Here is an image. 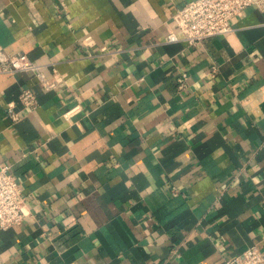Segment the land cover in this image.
<instances>
[{
  "label": "crops",
  "instance_id": "1",
  "mask_svg": "<svg viewBox=\"0 0 264 264\" xmlns=\"http://www.w3.org/2000/svg\"><path fill=\"white\" fill-rule=\"evenodd\" d=\"M188 1L0 0V47L56 83L0 72V167L30 208L0 228V264L264 252V10L195 45L168 41ZM26 87L35 108L19 100Z\"/></svg>",
  "mask_w": 264,
  "mask_h": 264
},
{
  "label": "built area",
  "instance_id": "2",
  "mask_svg": "<svg viewBox=\"0 0 264 264\" xmlns=\"http://www.w3.org/2000/svg\"><path fill=\"white\" fill-rule=\"evenodd\" d=\"M257 6L264 10V0H189L175 14L174 19L182 35L172 32L168 41H186L195 45L213 36L228 34L233 30L232 20L249 6ZM34 72L46 90L56 88L54 80L49 79L41 70V66L30 60L26 54H8L0 47V72L18 73ZM187 73L178 79L180 87L185 85ZM19 100L24 108H35L38 96L30 88H22ZM11 119L16 122L20 115L13 103L8 104ZM170 194L178 196L180 190L173 185ZM30 214L27 197L20 182L13 176L7 166L0 167V228L8 229L21 224ZM226 264H264V252L252 245L244 252L226 260Z\"/></svg>",
  "mask_w": 264,
  "mask_h": 264
}]
</instances>
